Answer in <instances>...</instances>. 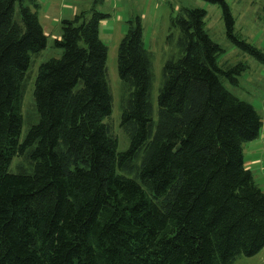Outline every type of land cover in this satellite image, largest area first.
Here are the masks:
<instances>
[{
  "label": "trees",
  "instance_id": "trees-1",
  "mask_svg": "<svg viewBox=\"0 0 264 264\" xmlns=\"http://www.w3.org/2000/svg\"><path fill=\"white\" fill-rule=\"evenodd\" d=\"M217 1L225 35L262 57L233 34L229 8ZM106 15L91 7L59 21L52 44L62 52L37 66V120L19 140L24 74L47 37L21 0H0V264H231L257 253L264 192L241 145L262 121L220 81L234 83L242 66L218 67L205 10L181 8L169 16L178 54L162 64L153 115L150 54L130 19L116 51L128 136L117 151L104 122L111 97L98 24ZM14 157L22 163L11 171Z\"/></svg>",
  "mask_w": 264,
  "mask_h": 264
},
{
  "label": "rangeland",
  "instance_id": "rangeland-1",
  "mask_svg": "<svg viewBox=\"0 0 264 264\" xmlns=\"http://www.w3.org/2000/svg\"><path fill=\"white\" fill-rule=\"evenodd\" d=\"M21 0V3L34 11L46 34L43 49L30 55L29 67L24 74V90L20 106L22 119L19 140L27 128L35 123L37 114L32 99V86L39 63L50 57H58L62 50L52 44L53 38L59 37L62 18H70L80 11H89L91 7L106 13L99 20L98 37L106 47L105 79L110 97V114L104 118L116 138V150H124L128 145V136L119 126L120 97L124 82L117 76L116 51L118 42L129 26L130 19L138 18L141 39L150 54L149 100L156 112V94L161 83V67L170 56L176 57L178 49L175 44L178 30L169 25V16L181 8L199 7L205 10L203 28L209 38L217 43L221 51L216 56V63L222 70L242 69L232 72L235 82L227 76H220L223 87L235 97L250 103L260 115L262 125L256 138L244 141L241 145L243 161L250 170L254 183L264 192V0H224L233 18L232 32L244 40L262 57L255 56L234 45L225 35L221 17V7L217 0ZM13 16L18 19V6L15 3ZM169 35V36H168ZM22 163L14 157L10 170L14 171L16 163ZM138 163V160H134ZM131 176V174H129ZM231 264H264V246L255 254L237 255Z\"/></svg>",
  "mask_w": 264,
  "mask_h": 264
}]
</instances>
